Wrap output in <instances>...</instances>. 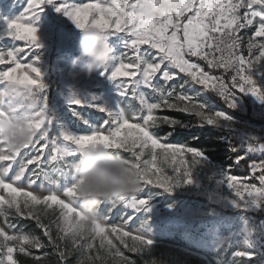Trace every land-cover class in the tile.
Returning a JSON list of instances; mask_svg holds the SVG:
<instances>
[{"label":"snow or ice","instance_id":"snow-or-ice-1","mask_svg":"<svg viewBox=\"0 0 264 264\" xmlns=\"http://www.w3.org/2000/svg\"><path fill=\"white\" fill-rule=\"evenodd\" d=\"M55 2L56 0H30L25 12L8 25V35L26 41L37 61V52L41 45L39 29L35 22L45 7ZM144 6L145 0H111V6H108L106 0L105 3H85L80 6L59 3L57 7V11L64 12L79 29L103 25L111 35L124 33L128 36L126 52L119 58L118 66L105 74L111 81L120 85L121 96L137 100L140 107L132 111L131 116L120 106L115 110L96 106L100 112L106 114V118L103 124L91 130L90 134H72L63 129L59 134H54L55 122L48 107L47 85L41 75V68L33 67L32 63L27 65V68L37 74V79H31L27 74L22 78L18 77L16 73L21 68L18 62L13 68L0 71V83L4 84L0 93L3 97L0 99V121L8 118L19 119L35 131L31 142L22 148L15 147L9 139L0 138V162H8L0 165V190L9 193L7 199L0 195V206H7L0 207V215L4 216L6 224L9 210H13L21 218L32 219L56 250L61 264H66L68 256L77 250L86 236L93 238L92 242L87 244L89 251L96 236L101 237L102 247L103 240L106 239L102 236L105 225L98 218L87 217L78 204L77 162L86 145L103 143L106 148L120 156V150L128 152L130 158L125 159L141 180L138 192L149 184L172 191L178 177L186 173L190 176L188 170L192 163L204 160L205 156L201 149L162 144L160 138L152 131L153 128L167 124L174 130L184 126L185 122L169 117H156L153 112L165 108L195 115L198 124L194 126L198 127L205 124L211 126L230 119L223 112L210 111L207 103L195 101L193 96L183 91L177 92L175 87L155 88L153 80L156 79V73H161V79L165 83L175 79L176 74L168 70L171 68L186 73L197 85H208L212 80V87L205 90L214 91L231 109L237 107L236 98L241 93L251 92L264 100V89L257 87L256 80L251 75L253 68L264 63V40L257 39L264 38V0H195V5L193 0H183L182 4L164 0L161 10L151 16L144 14ZM241 9L244 11L241 12ZM186 13L191 15L185 16ZM248 28L253 29L250 36L240 34ZM143 45L148 47L141 50ZM254 50L258 54L253 55ZM6 57H11L15 62L14 52H0V64L5 63ZM190 58L205 61L208 67L223 69L225 73L231 71L233 75L230 82H226L222 76L209 75L199 63ZM137 76L139 79H135ZM119 77L129 79L118 80ZM141 86L156 93L158 102H150L142 95L138 91ZM180 88H183V84ZM69 105L85 104L79 99H73L69 101ZM130 119L137 122L130 123ZM172 134L171 131L166 136ZM261 148L264 150V146ZM25 149L28 151H23ZM45 149H48L46 156ZM157 149L160 151L157 152ZM170 149L173 151H168ZM146 152L150 158L142 160ZM177 153H190L191 158L185 159L182 156L180 165L172 169L171 175L155 168L158 157L169 159ZM241 158L244 157H238L237 162ZM257 163V171L264 177V163ZM44 164L54 165L53 171L64 178V186L61 187L59 179H53L44 171ZM13 165L16 167L13 168ZM30 165L36 167L29 169ZM41 176L56 190L49 188V194L38 196L32 191H25L23 186H13L26 180L28 187H31ZM247 180L248 178H245V181L241 182L230 173L226 177V182L240 199L241 206L250 199L258 204L264 201V184L257 186L246 182ZM187 183H192V180L189 178ZM61 194L67 200L61 199ZM21 196L23 199H19ZM149 203L147 198L137 199L130 195L111 202V205L114 207L123 204L138 212L146 209ZM49 216L51 219H46ZM131 219L129 216L126 222ZM9 227L13 225L9 224ZM117 230L116 226L111 227V232ZM124 237L131 241L130 251L142 252L152 244L139 230L135 235L125 232L121 236V242L128 247V241ZM64 240H67L68 244L62 248L60 242ZM14 245H19V251L26 255L31 253L24 245L35 249L46 246L39 237L23 233L10 235L0 228V251L4 252L0 264H5V261L7 264H18L13 258L16 250ZM108 246L109 254L120 258L119 264H133L119 249H115L111 241H108ZM237 255L249 254L239 252ZM36 259L40 260L39 257ZM94 259L96 258L86 257L78 261V264H85V261L91 264Z\"/></svg>","mask_w":264,"mask_h":264},{"label":"rangeland","instance_id":"rangeland-1","mask_svg":"<svg viewBox=\"0 0 264 264\" xmlns=\"http://www.w3.org/2000/svg\"><path fill=\"white\" fill-rule=\"evenodd\" d=\"M29 2L30 0H0V52L15 53V62L11 57H6L5 63L0 64V71L15 67L18 62L21 65L16 73L18 77L22 78L27 74L31 79H37V74L27 68V65L32 63L33 67L41 68V75L47 85L48 107L55 122L54 134H59L62 129L72 134H90L91 130L100 127L106 118V114L100 112L96 106H104L109 110H115L120 106L125 108L130 116L132 111L139 109L140 105L137 100L121 96L120 85L111 81L105 74L118 66L119 58L126 52V43L129 39L126 34L116 33L110 36L109 42L114 48V53L106 70L98 71L91 77L80 76L78 79L69 74L72 61L79 55L78 43L81 38V30L64 12L57 11L58 4L67 3L70 6H80L85 3H105L106 0H56L55 3L47 5L35 22L39 29L41 45L37 52L39 61L35 59V54L30 50L26 41L14 39L8 35V25L25 12ZM163 2L164 0H145V5H151L155 13L161 10ZM107 3L108 6H111V0H107ZM173 3L182 4L183 0H173ZM193 3L195 5V0ZM243 11L241 9V12ZM189 15L191 13L185 14V16ZM252 31V28H248L240 34L247 37L252 34ZM257 39L264 40V38ZM147 47V45H143L141 50ZM256 54L258 52L254 50L253 55ZM129 55L132 54L129 53ZM245 55H247L246 51ZM190 59L199 63L209 75L218 76L206 69L205 61L197 58ZM163 70L162 68L161 71ZM168 70L176 74L175 79L165 83L161 79V73L158 72L156 79L153 80L154 87L163 86L165 89L175 87L177 92L183 91L193 96L195 101L207 103L210 111L227 114L230 117L229 120H222L211 127L223 132L229 149L237 153V158L252 159L248 174L236 175L232 168L213 162L204 155V160L192 163L188 170L190 176L186 173L178 177L172 191L149 184L144 186L142 191L133 193L132 195L137 199L147 198L150 201L146 209L135 212L126 205L117 204L112 207L110 201H105L97 213L98 220L105 225V232L102 234L106 237L103 240L104 246H101V237L96 236L92 249L87 250V244L91 243L93 238L86 236L71 255L76 256L78 261L84 260L86 257L96 258L91 264H119L120 258L109 254L108 241H111L115 249H119L123 256L133 264H191V258L194 256L206 259L205 264H264V201L258 204L250 199L241 206L240 199L226 182V177L230 173L241 182L248 178L246 181L248 183L257 186L264 184V177H261L260 172L257 171L259 168L257 162L264 163V150L261 148L264 146V124L242 116L250 108V113L254 117L264 118V100L251 92L241 93L236 98L237 107L231 109L216 102L210 95L211 91L205 90L210 89L214 81L210 80L208 85H197L186 73H180L175 68ZM251 75L255 78L257 87L264 89V63L253 68ZM121 79L129 78H118V80ZM135 79H139V76ZM185 81L187 82L185 83ZM181 84H183L182 89L180 88ZM3 88L4 84L0 83V93ZM138 91L145 95L150 102H158L157 94L150 89L141 86ZM0 99L3 97L0 96ZM73 99H79L85 105L70 106L69 101ZM163 109L165 108L156 109L153 115L169 117L161 113ZM186 115L191 117L190 120L179 128H185L187 132H191L198 127L194 126L198 124V119L195 115ZM136 122L137 120L130 119V123ZM164 126L169 125L160 124L152 129L162 144L191 147L181 138L161 134ZM47 152L48 149H45V156ZM120 154L124 158H130L128 152L120 150ZM182 156L185 159L191 158L190 153H177L169 159L160 156L155 168L162 169L171 175L172 169L180 165ZM145 158H150L147 156V152L141 159ZM6 163L8 162H0V165ZM15 167L13 165V168ZM34 167L36 166L30 165L29 169ZM43 168L53 179L60 180L61 187L64 186L65 180L53 171V164H44ZM11 175L10 172L9 176ZM189 178L192 180L190 184L187 183ZM13 186H23L25 191H32L38 196L49 194V188L56 190L43 176L31 187H28L26 180L17 182ZM0 195L7 199L9 193L0 190ZM60 198L67 200L62 194ZM19 199H23V196ZM0 207L7 208L6 205ZM129 216L132 219L126 222ZM20 219L23 218L15 214L13 210H9L8 224L5 223L4 216L0 215V228L10 235L23 233L36 236L24 229ZM9 224L13 227H9ZM112 226L117 227V232H111ZM138 230L150 239L152 244L142 252L130 251L131 241L124 237L129 245L126 247L121 242V236L125 232L135 235ZM39 239L46 245L44 248L35 249L24 245L28 251L34 252L36 258L41 254L35 253V251H42L46 256V249L51 246L48 240ZM60 243L63 248L68 244V241L64 240ZM14 247L16 250L13 253V258L16 260L15 255L19 252V245H14ZM239 252L249 255L238 256ZM3 256L4 252L0 251V259H3ZM5 264H7L6 261ZM66 264H69V256ZM85 264H89V262L85 261Z\"/></svg>","mask_w":264,"mask_h":264},{"label":"clouds","instance_id":"clouds-1","mask_svg":"<svg viewBox=\"0 0 264 264\" xmlns=\"http://www.w3.org/2000/svg\"><path fill=\"white\" fill-rule=\"evenodd\" d=\"M146 16L154 14L151 5H145ZM81 30L78 43L79 55L72 61L69 74L73 78L91 77L106 70L113 59L114 48L110 44L111 34L104 26ZM35 131L19 119L0 121V138L9 139L18 148L31 142ZM78 204L89 218L97 213L105 201L116 202L141 188V180L126 159L106 148L103 143L86 145L77 162Z\"/></svg>","mask_w":264,"mask_h":264},{"label":"trees","instance_id":"trees-1","mask_svg":"<svg viewBox=\"0 0 264 264\" xmlns=\"http://www.w3.org/2000/svg\"><path fill=\"white\" fill-rule=\"evenodd\" d=\"M204 65L206 69L211 73L216 75L221 74L220 69L210 68L207 66V64ZM229 78L230 75L227 74V82H229ZM210 95L216 102L227 107V105L224 103V100L218 97L213 91L210 92ZM161 113L184 122H187L191 118L188 115L176 110L163 109ZM242 116L259 124H264V118L254 117L250 113V108L248 109L247 113L243 114ZM171 131L173 132L172 137L181 138L186 141L189 146L203 150V154L207 158H209L213 162L221 163L232 168L234 174L240 176L248 174L252 159L244 157L239 159V161L237 162V153L229 149L227 141L224 139L223 132L219 129L205 125L203 127H197L191 132H187L185 128L176 127L173 130L170 126H164L161 134H167ZM46 219H51V216L47 217ZM20 223L22 226H24V229L28 233L36 235L39 238L47 241V237L43 235V232L36 226L35 222L32 219L23 218L20 219ZM46 250V256H44L42 251H35V253L41 254V256L39 257V261H37L36 257H34V252H30L31 255H26L19 251L16 253L15 257L18 264H61L58 254L54 248L50 246ZM77 261L78 260L76 256H69V264H77ZM206 262V259H202L200 257L194 256L191 258V264H205Z\"/></svg>","mask_w":264,"mask_h":264},{"label":"built area","instance_id":"built-area-1","mask_svg":"<svg viewBox=\"0 0 264 264\" xmlns=\"http://www.w3.org/2000/svg\"><path fill=\"white\" fill-rule=\"evenodd\" d=\"M217 55H219V54L217 53ZM210 58H211V57H210ZM205 64H206V62H205ZM220 70H221V74H219L218 76H222V77H224V80H225V81H226V75H227V74H229L230 77L233 75V73H232L231 71L225 73L223 69H220Z\"/></svg>","mask_w":264,"mask_h":264}]
</instances>
